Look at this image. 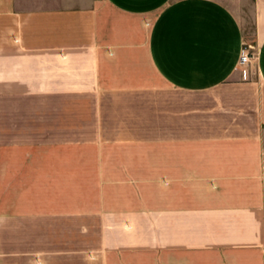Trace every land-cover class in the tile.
<instances>
[{
	"label": "crops",
	"instance_id": "crops-1",
	"mask_svg": "<svg viewBox=\"0 0 264 264\" xmlns=\"http://www.w3.org/2000/svg\"><path fill=\"white\" fill-rule=\"evenodd\" d=\"M242 1L0 0V264H264Z\"/></svg>",
	"mask_w": 264,
	"mask_h": 264
},
{
	"label": "rangeland",
	"instance_id": "rangeland-1",
	"mask_svg": "<svg viewBox=\"0 0 264 264\" xmlns=\"http://www.w3.org/2000/svg\"><path fill=\"white\" fill-rule=\"evenodd\" d=\"M244 3V4H243ZM242 7L234 6L237 8V10H240L241 14L247 18V21L249 23V27H251L252 23V0H244L241 2ZM233 6V5H232ZM194 264H202V254L195 252L194 256Z\"/></svg>",
	"mask_w": 264,
	"mask_h": 264
},
{
	"label": "built area",
	"instance_id": "built-area-1",
	"mask_svg": "<svg viewBox=\"0 0 264 264\" xmlns=\"http://www.w3.org/2000/svg\"><path fill=\"white\" fill-rule=\"evenodd\" d=\"M254 57L255 53L253 52V48H251L250 46H245L241 50V54L238 61V67H240L244 71V78L246 79L248 77V66Z\"/></svg>",
	"mask_w": 264,
	"mask_h": 264
}]
</instances>
